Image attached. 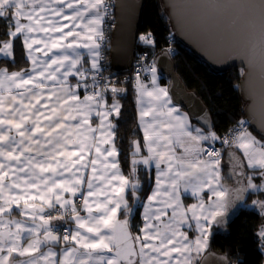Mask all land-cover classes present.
<instances>
[{
	"label": "snow or ice",
	"instance_id": "1",
	"mask_svg": "<svg viewBox=\"0 0 264 264\" xmlns=\"http://www.w3.org/2000/svg\"><path fill=\"white\" fill-rule=\"evenodd\" d=\"M227 6L246 15L253 33H258L260 55L264 59V0H241ZM106 10L105 0H0V20L5 21V34L9 37L0 41V54L14 57L13 41L22 35L33 65L30 71L9 73L6 68L0 69V264H14V253L27 257L19 264H193L194 257L208 247L211 227L226 220L236 201H243L245 193L264 192V141L257 140L243 127L245 122H240L236 130L238 134L232 137L231 143L242 150L247 167L259 175L262 183L257 185L253 182L254 176L248 175L246 183L238 181L240 187H225L218 170L219 152L200 147L202 141L219 138L214 132L205 135L201 129H194L196 135H193V131L188 130L190 126L186 114H177L178 109L169 107L171 98L168 89L156 83V69L153 67L151 88L140 83L137 77L140 119L142 124H146L144 139L149 155L140 160L134 159L132 163L134 173L137 163L150 165L155 160L157 189L148 197L149 204L145 205V225L140 230L143 236L133 237L127 231L126 220L114 221L121 207L131 211L126 189L131 187L134 194L138 187L120 172L116 160L118 152L113 141L114 125L110 121L106 125L104 123L113 113L119 116L120 105L114 102L103 113L100 127H106L108 131L106 136L101 132L99 142L95 136L97 129L88 126L93 133L89 141L79 130L82 125H87L92 103L100 107L104 96L102 92H94L81 102L73 91V87L79 88L81 81H86L90 70L99 71L100 45L96 41L103 37L100 25ZM60 20L71 21V28L67 23L61 24ZM77 28L92 33L87 37L90 43H77L80 37ZM37 33L43 34V38L36 39ZM40 44L45 49L43 58L35 56L41 48L33 47ZM81 47L87 48L91 54V69L85 68L81 62V53L77 51ZM49 53L52 55L49 56ZM70 75L80 78L75 86L65 83ZM48 82H52L51 88ZM111 91L115 94L120 90L113 87ZM144 97L148 99L145 101ZM73 111L77 115H72ZM96 115L101 116V113ZM161 115L171 118L164 121L165 128L178 126L192 142L184 149V155L175 156L174 152L166 155L160 149L167 148L173 141L156 133L149 135L152 124H148L145 117L157 122ZM161 140L165 143L161 144ZM224 143L229 141L226 139ZM104 144L111 147L102 149ZM133 145L134 154H138L139 141H134ZM93 150L95 158L91 155ZM201 155H206L208 160L200 159ZM162 163L167 165L166 172L160 170ZM88 167H91L92 174L85 177L82 169ZM239 175L243 177L244 173ZM165 178L170 186L163 191L166 199L159 200L163 207L152 211L151 203L158 199ZM117 183L119 188L114 187ZM181 183L185 191L191 188L194 196L201 193L207 195V202L201 195L199 204L178 212L181 207ZM85 184L86 195L81 190ZM78 192L86 216L80 215L74 200L64 196L67 193L75 197ZM37 195L40 207L36 204ZM252 204L264 214V200H254ZM43 205L48 209H57V206L59 209H70L77 228L74 231L65 229L62 236L57 235L51 222L64 219V215L45 214ZM168 208H172V214L164 223L162 217L168 215ZM16 209L20 210L21 216L31 215V226H28L27 220L11 219ZM188 211L192 213L191 220L195 221L198 232L194 240L181 231L184 224L191 227ZM37 216L39 224L36 223ZM117 224L123 237L122 243L110 235L116 232ZM81 229H86V232H81ZM41 230L43 239L40 238ZM257 235L264 245V226ZM24 240H28L27 246L22 243ZM61 240L65 245L78 247L62 249L64 259H57V253L51 248L47 252L41 251L42 247Z\"/></svg>",
	"mask_w": 264,
	"mask_h": 264
},
{
	"label": "trees",
	"instance_id": "2",
	"mask_svg": "<svg viewBox=\"0 0 264 264\" xmlns=\"http://www.w3.org/2000/svg\"><path fill=\"white\" fill-rule=\"evenodd\" d=\"M6 31L5 21L0 20V41L9 39L5 34ZM172 31L174 32L162 0H147L140 32L153 35L150 43L151 54H159L163 51L168 44L167 35ZM173 39L177 48L173 56L177 74L186 88L195 91L208 106L214 119L216 134L227 132L244 114L246 101L239 90L244 69L234 67L225 72H219L191 47L183 44L176 37ZM13 47L14 57L2 58L0 67H6L9 70H21L28 67L29 60L26 57L21 36L14 39ZM109 70L111 71V67ZM124 75L125 73L112 71L110 80L113 87L120 90L114 94L121 105L114 127L115 142L122 171L126 176L140 183V188L136 189L134 194L130 189L126 195L128 208L132 211L131 228L134 233L139 234L143 226V205L154 187L155 173L153 169L143 165L138 166L133 173V142L139 141L141 152L146 153L145 135L140 126L135 80L125 81ZM160 80L161 83L170 85V79L161 77ZM250 131L264 141V135L257 133L252 127ZM262 194L263 192L248 193L236 213L227 219L226 228L221 230L217 226L213 228L208 251L227 255L233 264H264V245L261 244L257 235L264 224V214L258 206L251 204L256 196ZM127 213L129 211L126 209L122 210V214ZM201 258L196 261V264H200Z\"/></svg>",
	"mask_w": 264,
	"mask_h": 264
},
{
	"label": "water",
	"instance_id": "3",
	"mask_svg": "<svg viewBox=\"0 0 264 264\" xmlns=\"http://www.w3.org/2000/svg\"><path fill=\"white\" fill-rule=\"evenodd\" d=\"M147 0H115L116 23L110 43V65L113 72L127 73L133 67L137 39ZM176 38L191 47L213 69L225 72L243 68L239 90L246 101L244 114L251 127L264 135V59L246 15L228 7L241 0H162ZM161 75L170 79L172 101L184 108L190 118L204 130H214L213 116L195 92L188 90L177 74L173 57L162 51L156 56ZM200 264H233L227 255L208 251Z\"/></svg>",
	"mask_w": 264,
	"mask_h": 264
},
{
	"label": "crops",
	"instance_id": "4",
	"mask_svg": "<svg viewBox=\"0 0 264 264\" xmlns=\"http://www.w3.org/2000/svg\"><path fill=\"white\" fill-rule=\"evenodd\" d=\"M105 3H106V0H105ZM66 12H70V10H67L66 9ZM104 21H105V12L103 13V21H102V24L100 25V30L102 31V27H103V24H104ZM22 22H26V21H22ZM60 23L61 24H64V23H67L69 25V28H71L72 26V22L71 21H65V20H60ZM79 23V22H77ZM77 31H80V37L77 41V43L79 44H83V43H90L87 39V37L89 35H92V33H88L86 29H81V28H77L76 29ZM65 31H67V29H65ZM22 39H24V37L21 35ZM43 38V34H40V33H37L36 34V39H42ZM71 39V38H69ZM93 39H96L95 36H93ZM99 40H97L96 42L99 44ZM34 48L36 47H39L41 48V52L39 53H35V56L37 57H41L43 58V52H44V47L42 44L40 45H34L33 46ZM26 49V47H25ZM27 49H26V57L27 59L29 60V66L24 68V69H21V70H9L7 69L6 67H0V69H4L6 68L8 70L9 73L13 72V71H30L31 68L33 67L32 65V61L31 59L28 57L27 55ZM53 51H56V50H53ZM78 52L81 53V62L83 63L84 67L87 68V69H91V54L89 53L88 49L87 48H78L77 49ZM99 51V66H100V62H101V58H100V49H98ZM68 52L71 53V49H68ZM52 53H49V56H51ZM2 58H13V57H5L3 56L2 54H0V60ZM100 69V68H99ZM61 72H63V69H61ZM95 71L94 70H90L87 75H91L92 73H94ZM142 80H143V84H145L146 86H150L152 85V79H153V73H151L149 76L147 74H145L144 76L140 77ZM80 78L75 76V75H70L68 78H67V81L65 82L67 85L69 86H75L78 82ZM141 83V82H140ZM163 84V83H162ZM48 87L51 88L52 87V82H48ZM111 88H113V85L111 84V81L107 84L104 92H103V96H104V101H101V106L100 107H97L95 105V103H92V108H91V113L89 115V118H88V122H87V125H82L79 132L82 136H87L89 138V141L91 140V137L93 135L92 132H90L88 130V126L90 125V127L92 129H97V131L95 132V136L97 138V142H99V140L102 138L101 137V132H104L105 136L107 134V131L108 129L105 127L104 129H101V121H102V117H103V113L105 111H107V106H111L114 102L118 103L120 105V102H117V97L114 96V93L111 91ZM73 91L76 93V95L78 96L79 98V101L81 102H84V98L85 96H90L92 95V93L88 90V89H85V88H82L81 86L79 88H75L73 87ZM59 94H63V93H59ZM148 98L144 99L145 101L147 100ZM105 101H106V105H105ZM137 105H138V112H139V120H140V126L144 132V135H145V127H146V124H142L141 123V119H140V107H141V101H140V98L138 99V94H137ZM174 108L178 109V113L177 114H186L187 116V122H188V125L190 126L188 128V130L190 131H193V135H196L194 129H201L202 133L207 135V131L204 130L201 126H199L197 123H195L189 116V114L187 113V111L178 106L177 104H174ZM120 109H121V105H120ZM97 112H100L101 113V116H97L96 113ZM164 112L166 113L167 112V109L164 110ZM119 113H120V110H119ZM72 115H77L76 111H73L71 113ZM116 114L113 113L111 116L108 117V120L105 121V125L108 123V121L111 122L112 125H116ZM80 117L77 116V120H79ZM171 119L170 117L166 116V115H161L159 116V119L157 122H153L151 117H145V121L148 123V124H152V127L149 128V135H153L154 133L156 134H159V135H162L164 137H166L168 140H171L173 141L172 144L168 145L167 148H162L160 149L161 151H164L166 155H171L175 154V156H182L184 155V149L187 148V147H190L191 146V141L187 138L186 135H184L182 133V130L181 128H179L178 126L177 127H173L171 129L169 128H165L163 126V123L164 121H167ZM69 123L71 124H75L76 121H69ZM157 123H159V127H157ZM73 132L76 131V129H72ZM75 138V137H74ZM257 140H260L258 137H256ZM113 141H114V144H115V147H116V150H117V146H116V142H115V136L113 138ZM208 141V140H207ZM261 141V140H260ZM206 141H202L200 143V147H203L204 143ZM161 144H164L165 141L164 140H161L160 141ZM102 149L103 148H110L111 146L108 145V144H104L101 146ZM145 148H146V153H142L141 152V149H140V152L138 154H134L133 156V160H140L142 157H146L149 155V152H148V148H147V145H146V142H145ZM169 149H171V151H169ZM118 152V150H117ZM92 158H95V151L93 150L92 152ZM88 159V156L86 155L85 156V161H87ZM116 160H118V156L116 157ZM202 160H205L207 161L206 159H202ZM109 163H111V161H109ZM228 164L226 165V168L224 169V171H220L219 170V173H220V177H221V183L224 184L225 187H229V189H235L237 187H240L241 185L238 183V181H242L244 183H246V179H247V176L248 175H253L254 176V183H256L257 185L261 184L262 181L259 177L258 174H256V172L253 170V169H249L247 167V163H246V159L245 157L243 156V152L241 149H239L238 147H232L230 149H228L225 153V156L222 160L219 161V166L223 165V164ZM225 164H224V167H225ZM140 165H143L149 169H153L154 170V173H155V183H154V187L150 193L149 196H152L153 195V192L154 190L157 189V174H158V169L156 168V164H155V160H153V162L150 164V165H144L142 163H137L135 165V170L138 168V166ZM119 169H120V172L127 178H129V180L131 182H134V183H137L138 184V187L136 189H139L140 188V183L137 181V180H133L132 178L126 176L124 174V172L122 171L120 165H119ZM161 171H167V165L162 163L161 164V168H160ZM98 171H100V165H98ZM243 172L244 173V176L241 177L239 175V173ZM82 173L85 177L87 176H90L92 174V171H91V167H88L87 169H82ZM224 176H228V179L225 180L224 179ZM227 185V186H226ZM169 182L168 180L165 178L164 179V184L163 186L160 188V191H159V194H158V199L157 200H154L152 203H151V209L152 211H155L156 209L158 208H161L163 207V204L159 202V200H163V199H166V197L163 196V191H164V188H167L169 187ZM83 192L84 194L86 195V190H87V185H83ZM114 187L116 188H119V184H115ZM131 187L127 188L126 189V193L128 192V190H130ZM247 194L248 193H245L244 195V199L243 201H236L235 203V207L232 208L229 212V215L227 216L226 220H224L223 222L219 223V224H214L212 226V230L215 226L218 227V229H225L226 228V225H227V219L231 216H233V214L236 213L237 209L244 203V200L245 198L247 197ZM80 195V193L78 192L76 194L75 197H71L69 194L65 193L64 196L66 198H69V199H72L74 200L75 204H76V197ZM203 195V198L205 200V202H207V195H204L203 193L199 194V195H192V189L189 188L187 191H185L184 189V185L183 183H181L180 185V188H179V196H180V209H178V212L180 211H187V209L189 208V206L191 205H194V204H199L200 202V196ZM264 197V192H263V195L262 197H260V195L258 196V198L262 199ZM127 199V198H126ZM83 203V201H82ZM81 203V205H82ZM36 204H37V207H40V202H39V197L37 195V200H36ZM149 204V201H148V198L146 199V201L144 202V205H143V209H142V217H143V226L142 228H144V225H145V219H144V216H145V205H148ZM77 205V204H76ZM21 207H23V201H21ZM43 207L45 208V214L48 213L49 210H52V209H48L46 205H43ZM57 208H59V206H57ZM124 208L121 207L120 209L117 210V213L115 215V218H114V221H119V222H123V221H127V231L131 233V235L133 237L135 236H143V233H139V234H136L132 231V228H131V215H132V211L127 213V214H122V210ZM197 211V214H199V209L197 208L196 209ZM86 213V212H85ZM167 213L168 215L167 216H164L162 217V220L164 223H167L168 221V217L171 216L172 214V208H168L167 209ZM58 215V213H53L52 216H56ZM87 215V214H86ZM187 215L189 217V223L191 224V227L188 226V224H184L181 228V231L183 232H186L187 235H188V238L189 239H194L195 235L198 234L197 232V229H196V224H195V221L194 220H191V216H192V213L190 211L187 212ZM4 219H8V217H4ZM11 219L13 220H27V223H28V226H31L32 224V220H31V215L27 216V217H24V216H21L20 214V210L19 209H16L12 212L11 214ZM65 222V219H61V220H53L51 222V224H55V223H59V224H62ZM36 223L39 224L40 223V220H39V216H37V220H36ZM66 224L69 226L70 228V231H74L76 228H77V225L74 221V219L72 218L70 221H67ZM117 230L114 234L110 233V235H113L114 236V240L115 241H119V242H123V237L121 236V232H120V227L119 225L117 224ZM13 230H15L13 228ZM81 232H86V229H81L80 230ZM58 235V234H57ZM41 239H43V235H42V230H41V236H40ZM24 244V246H27V243H28V240H24L22 242ZM78 247L77 245H74V244H69V245H65V243L63 242V240H61L59 243H56V244H49L47 246H44L42 247L41 251L43 252H47L49 248H51L54 252L57 253V259H64L65 257L63 256L62 254V249H65L66 247ZM138 247V246H137ZM208 252V251H207ZM206 252V253H207ZM202 255L199 254L198 257H194L193 259V263L196 264V261L201 258ZM13 258H14V264H19V261L20 260H23V259H26L27 257H20L18 254L14 253L13 254ZM12 259V258H10Z\"/></svg>",
	"mask_w": 264,
	"mask_h": 264
},
{
	"label": "built area",
	"instance_id": "5",
	"mask_svg": "<svg viewBox=\"0 0 264 264\" xmlns=\"http://www.w3.org/2000/svg\"><path fill=\"white\" fill-rule=\"evenodd\" d=\"M115 0H106L107 10L105 12V21L102 27L103 37L99 41V49H100V69L99 71H95L91 75H87L86 81H81V87L88 89L92 94L94 92H104L108 81L112 79V69L109 70L110 66V43L112 37V30L115 26L116 19H115ZM141 37H147V39H141ZM168 37V44L164 47L163 51H167L172 57L177 51L176 46L173 43V37H176L175 32H171L167 35ZM153 39V35L148 32H139L138 39H137V52L133 67L131 70L124 75L125 81L135 80L138 76L142 77L145 74L148 76L152 73L151 69L156 66V56L157 54H151L150 52V43ZM86 85V86H85ZM244 121L243 127L250 131L251 122L250 119L247 117L246 114L240 116L238 121L225 133L223 134H216L214 130L207 131L214 132L219 139L212 140L209 139L206 141L202 148L205 150H212L214 152H219V161L222 160L225 156V153L228 149L235 147L236 145L231 143V139L234 135L238 134L237 129L240 127V122ZM207 133V134H208ZM228 140L229 143H224L225 140ZM200 159L208 160L206 155H201ZM83 190V187L82 189ZM82 199L81 195L76 197V207L78 211H80L81 216H86L85 211L82 209ZM53 213L63 214L65 222L62 224L55 223L52 225L53 230L56 234L62 236L65 232V229L70 231L69 226L66 224L67 221L72 219V215L70 209H52L49 210L47 214L52 215Z\"/></svg>",
	"mask_w": 264,
	"mask_h": 264
},
{
	"label": "rangeland",
	"instance_id": "6",
	"mask_svg": "<svg viewBox=\"0 0 264 264\" xmlns=\"http://www.w3.org/2000/svg\"><path fill=\"white\" fill-rule=\"evenodd\" d=\"M155 77H156V83L160 86V87H165V88H167L168 89V94H169V97L171 98V95H170V92H169V86L168 85H165V84H162L161 83V80H160V78H161V75H160V73H159V71H158V69L156 68V72H155ZM139 82H141V83H143V80L139 77ZM135 86H136V91H137V94H138V99L140 98V93H139V91H138V81H137V78L135 79ZM149 88H151L152 87V85H150V86H148ZM147 97H144L143 99H146ZM117 100V102H119V100H118V98L116 99ZM174 102L172 101V98H171V105H169V107H174ZM249 132H251V131H249ZM252 133V132H251ZM252 135L253 136H255V137H257L256 135H254L253 133H252ZM225 164V163H224ZM224 164L223 165H221V166H218V170H220V171H224V169L226 168V165H228V164H225V167H224ZM224 179L225 180H227L228 179V176H224ZM227 186V185H226ZM227 188H229L228 186H227ZM263 195V194H262ZM262 195H260V197H262ZM259 196V195H258ZM258 196H256V198L254 199V200H264V197L262 198V199H260V198H258ZM253 200V201H254ZM252 201V202H253ZM252 204V203H251ZM263 226H264V224H263ZM212 227H211V229H210V235H209V241H208V247H207V249L206 250H204V251H202L201 253H200V255H202V257L206 254V252L208 251V248H209V242H210V237H211V235H212ZM198 234H196L195 235V237H194V239L196 238V236H197ZM194 239H190V240H194ZM175 255V254H174ZM194 264V263H193Z\"/></svg>",
	"mask_w": 264,
	"mask_h": 264
},
{
	"label": "clouds",
	"instance_id": "7",
	"mask_svg": "<svg viewBox=\"0 0 264 264\" xmlns=\"http://www.w3.org/2000/svg\"><path fill=\"white\" fill-rule=\"evenodd\" d=\"M110 56V55H109ZM110 59V58H109ZM110 61V60H109Z\"/></svg>",
	"mask_w": 264,
	"mask_h": 264
}]
</instances>
